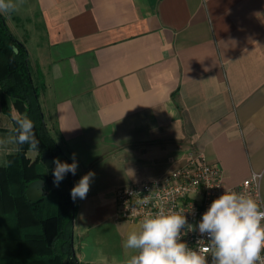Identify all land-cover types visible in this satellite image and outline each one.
<instances>
[{
	"label": "crops",
	"instance_id": "0c3cea01",
	"mask_svg": "<svg viewBox=\"0 0 264 264\" xmlns=\"http://www.w3.org/2000/svg\"><path fill=\"white\" fill-rule=\"evenodd\" d=\"M13 3L0 13L42 76L44 122L71 163L76 154L75 182L95 173L75 205L78 264H126L138 223L117 217L115 191L160 179L189 155L218 165L225 188L262 171L264 204V0ZM8 101L0 138L20 115ZM15 151L0 147V165Z\"/></svg>",
	"mask_w": 264,
	"mask_h": 264
},
{
	"label": "trees",
	"instance_id": "16d2710c",
	"mask_svg": "<svg viewBox=\"0 0 264 264\" xmlns=\"http://www.w3.org/2000/svg\"><path fill=\"white\" fill-rule=\"evenodd\" d=\"M36 75L34 78L30 72L25 45L10 31L0 13L1 107L9 113L8 99L20 102V115L34 122L39 141L37 159L27 156L28 144H16V151L8 155L5 165H0V264H78L71 243L75 201L70 191L75 175H66L57 188L52 186L54 165L47 168L43 164L45 171L36 166L42 162V152L71 163L44 122L38 98L45 85L41 74ZM12 122L15 135L13 118ZM37 178L45 180V193L31 202L25 189Z\"/></svg>",
	"mask_w": 264,
	"mask_h": 264
},
{
	"label": "clouds",
	"instance_id": "9594fccd",
	"mask_svg": "<svg viewBox=\"0 0 264 264\" xmlns=\"http://www.w3.org/2000/svg\"><path fill=\"white\" fill-rule=\"evenodd\" d=\"M13 0H0V12L14 11ZM15 135L0 138V147L6 143L29 145V151L38 150L39 141L34 132V122L27 115L13 116ZM72 163L55 158L52 175L56 186L71 173L76 175L79 164L76 154ZM262 173L253 172V181ZM95 173L84 174L70 191L75 201L86 199ZM147 198L143 203L147 204ZM194 211V210H193ZM264 210L250 195L234 190H224L215 198L200 221L189 223L185 212L160 208L142 217L138 226L127 234L124 247L132 251L126 264H264ZM198 230L206 237L207 247L193 249L183 239V230ZM205 239H199L198 244Z\"/></svg>",
	"mask_w": 264,
	"mask_h": 264
},
{
	"label": "built area",
	"instance_id": "2783aa9c",
	"mask_svg": "<svg viewBox=\"0 0 264 264\" xmlns=\"http://www.w3.org/2000/svg\"><path fill=\"white\" fill-rule=\"evenodd\" d=\"M253 172L262 173V171ZM253 172L237 186L225 188L218 165L209 163L203 154L189 155L182 166L160 179L119 187L115 191L117 217L139 223L143 216L164 208L185 212L189 223L195 226L211 202L222 195L224 190L250 195L259 204L261 210H264L260 194L262 175L253 181ZM145 198L149 201L147 204L143 203ZM183 235L184 241L193 249L208 246L206 237H200L198 230L185 229ZM199 239L205 241L198 244Z\"/></svg>",
	"mask_w": 264,
	"mask_h": 264
},
{
	"label": "water",
	"instance_id": "95a60500",
	"mask_svg": "<svg viewBox=\"0 0 264 264\" xmlns=\"http://www.w3.org/2000/svg\"><path fill=\"white\" fill-rule=\"evenodd\" d=\"M41 161L47 168H51L53 166L52 161L54 158L49 152H42L40 154ZM53 187H60L56 186L55 184L52 185ZM45 180L43 178H37L35 180H32L28 183L26 189H25V195L27 199L31 202L38 201L45 193ZM71 243H72V250L74 254V248H73V235L71 237Z\"/></svg>",
	"mask_w": 264,
	"mask_h": 264
},
{
	"label": "rangeland",
	"instance_id": "374dc122",
	"mask_svg": "<svg viewBox=\"0 0 264 264\" xmlns=\"http://www.w3.org/2000/svg\"><path fill=\"white\" fill-rule=\"evenodd\" d=\"M37 77V75H36V73H35V75H34V78H36ZM54 138H55V140L58 142V138L54 135V134H52V133H50ZM59 144V143H58ZM39 166H40V168H41V170H43V171H45V166L43 165V163L42 162H40L39 163ZM79 179V178H78ZM77 181L78 180H76V182H75V178H74V185L77 183ZM76 203H77V199L75 200V205H76ZM210 264H211V262H210Z\"/></svg>",
	"mask_w": 264,
	"mask_h": 264
}]
</instances>
